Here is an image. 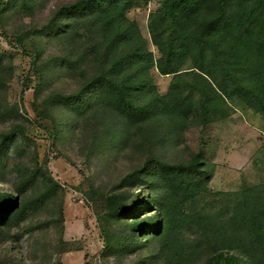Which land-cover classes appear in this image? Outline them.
I'll return each mask as SVG.
<instances>
[{
  "label": "rangeland",
  "instance_id": "374dc122",
  "mask_svg": "<svg viewBox=\"0 0 264 264\" xmlns=\"http://www.w3.org/2000/svg\"><path fill=\"white\" fill-rule=\"evenodd\" d=\"M77 1L14 0L1 15L0 193L17 197L20 210L0 218V264H205L211 247L202 217L231 219L230 192L264 183V113L217 99L206 116L198 89L190 114L160 106L128 127L97 87H87L112 53L105 58L102 14L80 16L66 30L60 11ZM164 1L147 0L120 16L129 30L126 51L146 46L157 62L149 22ZM142 63H127L126 71L138 76ZM192 65L186 59L182 68ZM144 77L133 98L152 105L174 74L152 65ZM185 80L199 82L194 73ZM196 158L209 180L193 194L169 188L159 161ZM122 203L132 210L121 213ZM85 214L93 218L89 230L75 222L70 233L67 219ZM137 216L164 217V233H139Z\"/></svg>",
  "mask_w": 264,
  "mask_h": 264
},
{
  "label": "trees",
  "instance_id": "16d2710c",
  "mask_svg": "<svg viewBox=\"0 0 264 264\" xmlns=\"http://www.w3.org/2000/svg\"><path fill=\"white\" fill-rule=\"evenodd\" d=\"M146 1L78 0L60 11L68 19L69 31L80 16L102 14L104 56L108 59L112 53V58L105 64V72L87 87H97L98 98L118 110L128 127L144 112L160 106L173 115L190 114L195 103L193 94L198 89L203 93L199 103L206 116L216 107L217 99L239 101L264 113V0H165L149 22L153 41L161 51L157 62L146 46L130 51L121 46L129 30L121 29L120 16ZM138 59L143 63L137 76V72H127L125 66ZM186 59L193 63L189 69L182 68ZM152 65L161 73H173L174 78L168 93L157 103L139 104L134 101V93L147 82L144 73ZM191 73L199 82L185 80ZM203 166L199 158L178 164L159 161V173L169 188L193 194L199 183L209 180L208 174L202 177ZM230 194L236 198L231 219L202 217L211 247V257L205 264H264V183ZM17 203L11 193H0V218L19 212ZM132 208V204L122 203L119 211L128 213ZM166 221L164 217L156 222L148 216H137L132 219V227L141 234L151 231L161 235ZM234 251L246 258L241 259Z\"/></svg>",
  "mask_w": 264,
  "mask_h": 264
},
{
  "label": "crops",
  "instance_id": "0c3cea01",
  "mask_svg": "<svg viewBox=\"0 0 264 264\" xmlns=\"http://www.w3.org/2000/svg\"><path fill=\"white\" fill-rule=\"evenodd\" d=\"M69 221L71 223L70 227H69ZM75 222H78L79 224L81 223L84 229L89 230L88 228H90L91 225L93 224V218L90 215H88V214H85L83 216V218L82 217L81 218H77V220H75L73 218H68L67 219V223H68V228H70V233H72V228L74 227ZM87 223H88V225H87ZM89 225H90V227H89Z\"/></svg>",
  "mask_w": 264,
  "mask_h": 264
},
{
  "label": "built area",
  "instance_id": "2783aa9c",
  "mask_svg": "<svg viewBox=\"0 0 264 264\" xmlns=\"http://www.w3.org/2000/svg\"><path fill=\"white\" fill-rule=\"evenodd\" d=\"M13 1L14 0H0V20H1V15H2L4 9L7 7V5L9 3L13 2ZM0 26H1V23H0Z\"/></svg>",
  "mask_w": 264,
  "mask_h": 264
}]
</instances>
